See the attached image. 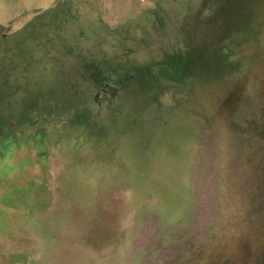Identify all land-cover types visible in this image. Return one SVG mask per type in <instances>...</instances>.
<instances>
[{
  "label": "rangeland",
  "instance_id": "374dc122",
  "mask_svg": "<svg viewBox=\"0 0 264 264\" xmlns=\"http://www.w3.org/2000/svg\"><path fill=\"white\" fill-rule=\"evenodd\" d=\"M217 1L0 0V264H264V0Z\"/></svg>",
  "mask_w": 264,
  "mask_h": 264
},
{
  "label": "trees",
  "instance_id": "16d2710c",
  "mask_svg": "<svg viewBox=\"0 0 264 264\" xmlns=\"http://www.w3.org/2000/svg\"><path fill=\"white\" fill-rule=\"evenodd\" d=\"M219 3L220 2L218 0L217 3L215 4V7L218 8ZM245 9L246 10L250 9L249 3L247 2L239 3L238 5H235V7L233 8V10L230 11V13H233L234 19L237 20L238 18L241 17V14H245L244 13ZM242 29L244 28L237 29L238 31L237 33L241 32ZM232 35L233 34H231V36L228 35L227 37L221 38L219 42L220 45L222 46L228 45V44L232 45L231 43H233L234 40L236 39L235 37H237L235 34L233 36ZM188 52L189 51H185L182 54L172 53L171 55H167L166 57H164L157 63H153L152 65H150L149 67L147 66L146 68H151V71H152L151 74L156 79L158 78V80L163 81V82L164 81L169 82V83L174 82L177 79L176 77H178V74L187 75V72L190 69L192 70V67L189 66L188 64L196 63L197 59H201V57H199L198 55L191 56ZM121 70L122 72H120L119 74L117 72H114L116 74L114 75L113 82L116 83L117 85L121 84V86H123L126 90L128 87V84H127L128 82H126V79L128 80V78H136L139 86H144V84L147 83V82L144 83L142 81L143 79L146 80L147 78L145 77L144 74H141L139 71L134 72V70L124 69V68H121ZM191 70L189 71V73L191 72ZM96 75L97 76L95 79V83L98 88H103L109 85V81H108L109 78L103 77L98 74ZM203 76L204 75L202 74L194 73V77L190 78V80L193 81L194 90L201 92L203 90V87L206 86L207 82H206L205 77ZM120 81H122V83H120ZM188 92L184 95L185 96L184 98L186 99L191 98L192 96V95L189 96L190 93Z\"/></svg>",
  "mask_w": 264,
  "mask_h": 264
},
{
  "label": "flooded vegetation",
  "instance_id": "af4514ba",
  "mask_svg": "<svg viewBox=\"0 0 264 264\" xmlns=\"http://www.w3.org/2000/svg\"><path fill=\"white\" fill-rule=\"evenodd\" d=\"M154 226L156 227V228H159V227H157L155 224H154ZM149 247V246H148ZM152 259V260H151ZM151 259L149 260L150 262H155V261H158L157 259H155L154 257L152 258L151 257Z\"/></svg>",
  "mask_w": 264,
  "mask_h": 264
}]
</instances>
